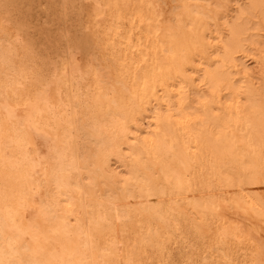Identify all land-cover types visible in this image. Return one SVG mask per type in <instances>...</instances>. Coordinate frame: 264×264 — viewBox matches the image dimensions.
Instances as JSON below:
<instances>
[{"label":"bare ground","instance_id":"obj_1","mask_svg":"<svg viewBox=\"0 0 264 264\" xmlns=\"http://www.w3.org/2000/svg\"><path fill=\"white\" fill-rule=\"evenodd\" d=\"M0 264H264V0H0Z\"/></svg>","mask_w":264,"mask_h":264},{"label":"rangeland","instance_id":"obj_2","mask_svg":"<svg viewBox=\"0 0 264 264\" xmlns=\"http://www.w3.org/2000/svg\"><path fill=\"white\" fill-rule=\"evenodd\" d=\"M38 40H40V38L38 37Z\"/></svg>","mask_w":264,"mask_h":264}]
</instances>
